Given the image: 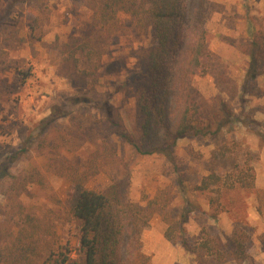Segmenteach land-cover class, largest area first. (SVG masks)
<instances>
[{"label": "rangeland", "instance_id": "rangeland-1", "mask_svg": "<svg viewBox=\"0 0 264 264\" xmlns=\"http://www.w3.org/2000/svg\"><path fill=\"white\" fill-rule=\"evenodd\" d=\"M9 3L10 0H0V163L7 156L26 149L15 162L13 173L27 175L39 170L46 184L43 187L32 184L26 194L12 201H8L0 187V253L6 251V244L11 240L10 236L6 237L7 229L17 232L14 225L9 226L20 211L12 205L21 203L26 212L45 216L53 223L55 235L51 243L54 248L59 251L69 246L71 257L76 259L80 249V224L67 212L75 186L48 166L51 162L38 149L33 134L54 105L70 108L78 95L73 83L60 74L61 47L72 35L85 29L92 12L82 5L74 8L71 0H51L46 6L32 3L29 8L16 4L13 9ZM202 3L210 50L216 57L212 59V66H206V72L217 71L216 66H226L230 80L225 81V85H237L238 89L227 96L217 88L212 73L199 71L193 83L195 92L204 106L206 100L217 95L230 101L236 118L215 139L179 141L173 162L179 174L165 156H138L130 146L112 136L118 146V163L123 166L105 168L90 177L86 185L89 189L103 191L117 179L128 201L145 206L146 201L159 196L160 200L169 201L167 209L173 215L191 203L198 210L186 224L185 236L190 239L198 238L203 228L225 244L236 230H243L249 236V259L245 262L203 260L200 263L179 241L166 239L168 225L159 213L141 234V253L148 258L146 264H264V78L258 79L256 88L243 93L250 58L241 50L256 32H264V0H189L188 4L195 11ZM120 17L122 21L128 19L123 14ZM11 24L16 26L18 37L25 39L24 42L7 43L13 33ZM153 44L151 30H120L103 47L105 53L94 69L95 90L88 96L92 104L78 108L85 117L74 119L77 114L73 113L59 120L48 136L63 145L61 137L73 135L72 142L63 146L68 163H84L94 151L82 134L85 127L91 125V119L104 118L103 111L97 107L105 102L122 115L129 133L141 137V118L133 88V79L141 73L136 53ZM223 152L225 156H221ZM236 167L254 174V188L224 190L213 219L208 193L196 187L201 178L211 172L226 175ZM179 177L185 187L182 191L175 188ZM169 193L175 199L169 198ZM136 246L134 241L127 240L125 264H143L135 257Z\"/></svg>", "mask_w": 264, "mask_h": 264}, {"label": "trees", "instance_id": "trees-1", "mask_svg": "<svg viewBox=\"0 0 264 264\" xmlns=\"http://www.w3.org/2000/svg\"><path fill=\"white\" fill-rule=\"evenodd\" d=\"M49 1L10 0L9 6L10 9L16 4L28 8L32 3L46 6ZM71 1L74 8L82 5L92 12L85 29L72 35L61 47L63 60L59 67L60 74L73 83L78 95L70 108L54 105L50 115L40 121L33 135L38 149L51 162L48 166L54 167L60 176H66L75 186L67 212L71 219L80 224L78 258L71 257L69 246L57 251L51 243L55 235L53 223L45 216L37 217L26 212L19 203L12 205L13 209L19 207L20 211L13 218L15 224L12 222L9 226L14 225L17 232L7 229L6 237L10 236L11 240L6 244V251L0 253V264H125L127 240L137 244L135 257L146 264L148 258L141 253V234L150 226L154 215L159 213L168 225L166 239L179 241L200 263L203 260L245 262L249 259V236L243 230H236L227 244L219 237L210 235L206 228L202 229L198 238L185 236L186 224L191 214L198 210L191 203L179 214L173 215L167 209L169 201L164 198L160 200L159 196L146 201L145 206L128 201L117 179L103 191L89 189L86 185L90 177L105 168L123 166L118 163V146L112 136L130 146L138 156H165L172 162L174 172L179 174L177 164L173 163L179 141L190 138L215 139L236 118L230 101L219 95L206 100L205 106L200 103L193 85L199 71H202L204 74L212 73L217 88L227 96L238 89L237 85H225V81L230 80L226 66H216L217 71L209 69L206 72V66H212V59L216 57L210 50L204 3L192 11L189 0ZM120 14L128 19L122 21ZM10 26L13 33L7 43L24 42L25 39L18 37L16 26ZM120 30H151L153 34L154 44L136 53L141 73L133 79V88L141 118V137L129 133L122 115L105 102L97 107L103 111L104 118L91 119L89 127L86 118L89 124L82 134L85 143H90L94 151L84 163H68L63 146L72 142L73 135L61 137L62 145L55 137H48L49 133L59 120L73 113L77 114L74 119L85 117L78 108L91 106L92 100L88 96L95 90L96 79L93 76L97 61L105 53L103 47ZM243 47L242 52L250 58L242 88L243 93H247L249 88H256L258 79L264 78V32H256ZM25 150L7 156L0 163V187L8 201L26 194L32 184L42 187L46 184L39 170L27 175L13 173L15 162L19 161V156ZM221 156H225V153ZM238 169L233 168L226 175L211 172L202 177L196 187L198 191L208 193L213 219L218 213L224 190L254 188V174ZM175 188L181 191L185 189L180 177ZM169 198L175 199L170 193Z\"/></svg>", "mask_w": 264, "mask_h": 264}]
</instances>
